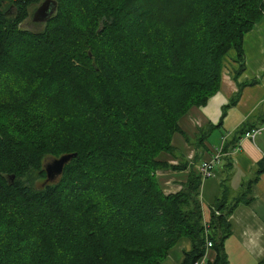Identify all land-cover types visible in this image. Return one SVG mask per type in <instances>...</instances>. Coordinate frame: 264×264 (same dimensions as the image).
<instances>
[{"label":"trees","instance_id":"1","mask_svg":"<svg viewBox=\"0 0 264 264\" xmlns=\"http://www.w3.org/2000/svg\"><path fill=\"white\" fill-rule=\"evenodd\" d=\"M42 1L0 0V264H160L182 237L181 264H193L205 253L201 178L165 193L158 155L217 92L230 49L241 73L264 0H55L39 29L22 28ZM73 152L57 181L34 186L46 155ZM230 169L207 264L226 262L228 217L249 190L229 200Z\"/></svg>","mask_w":264,"mask_h":264},{"label":"crops","instance_id":"2","mask_svg":"<svg viewBox=\"0 0 264 264\" xmlns=\"http://www.w3.org/2000/svg\"><path fill=\"white\" fill-rule=\"evenodd\" d=\"M243 55V70L238 74L235 52H227L219 89L205 105L191 107L179 119L180 132L172 135L171 151L158 155L167 167L156 172L165 193L178 191L189 173H197L198 165L225 137L228 149L214 167L216 175L200 179L199 187L202 216L207 218L221 194L229 167V180L224 183L229 187V200L241 197L250 182L248 193L228 217L230 232L223 240L224 264H259L264 259V171L256 177L258 163L264 161V133L254 139L243 137L245 130L264 122V12L243 36ZM191 246L190 239L180 238L160 264H181ZM215 256L214 248H207L203 261H212Z\"/></svg>","mask_w":264,"mask_h":264},{"label":"built area","instance_id":"3","mask_svg":"<svg viewBox=\"0 0 264 264\" xmlns=\"http://www.w3.org/2000/svg\"><path fill=\"white\" fill-rule=\"evenodd\" d=\"M264 133V122L260 125L251 127L250 129L245 130L243 137L254 139L256 136ZM225 137L222 138L221 144L215 149V151L210 155L208 159L203 160L197 168V173L200 175V178H209L215 176V165L220 161L222 155L226 152L223 151ZM204 225V237H205V249L213 247V241L211 240V229L209 227V217H203ZM205 254V253H204ZM204 256V255H203ZM203 256L195 260L193 264H207L208 262L203 261Z\"/></svg>","mask_w":264,"mask_h":264},{"label":"water","instance_id":"4","mask_svg":"<svg viewBox=\"0 0 264 264\" xmlns=\"http://www.w3.org/2000/svg\"><path fill=\"white\" fill-rule=\"evenodd\" d=\"M55 0H43L33 11V22H44L51 16L55 10ZM75 152L62 154L59 157H55L50 163L45 165L46 179L51 181L58 177L63 170V166L67 163L71 157L75 156ZM13 177V176H11Z\"/></svg>","mask_w":264,"mask_h":264},{"label":"rangeland","instance_id":"5","mask_svg":"<svg viewBox=\"0 0 264 264\" xmlns=\"http://www.w3.org/2000/svg\"><path fill=\"white\" fill-rule=\"evenodd\" d=\"M37 7V6H36ZM33 7H30V10H32ZM22 28H25V29H29V30H37L39 29L40 27L38 25L35 24V22L32 21V19L29 17L27 19H25V21H23L20 25ZM12 88V86H8V88ZM216 133V131H215ZM59 157V156H58ZM55 157H52V156H49V155H46L44 158H43V168H45V165L50 163ZM13 176V177H11ZM59 177V176H58ZM58 177L54 178L53 180L51 181H57ZM9 179L12 181L14 179V175H10L9 176ZM51 181H47L46 178L44 179H40V178H37L35 179L34 181V186L35 187H39L47 182H51ZM29 210H32L33 211V207L30 208Z\"/></svg>","mask_w":264,"mask_h":264}]
</instances>
